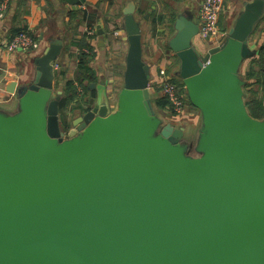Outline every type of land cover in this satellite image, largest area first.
<instances>
[{"label":"water","instance_id":"obj_1","mask_svg":"<svg viewBox=\"0 0 264 264\" xmlns=\"http://www.w3.org/2000/svg\"><path fill=\"white\" fill-rule=\"evenodd\" d=\"M263 10L264 0L244 3L207 51L199 24L179 15L163 43L200 113L195 156L184 126L155 115L133 0L113 109L102 79L69 124L75 110L53 94L62 42L50 40L32 79L8 87L16 113L0 110V264H264V117L248 114L238 75Z\"/></svg>","mask_w":264,"mask_h":264},{"label":"crops","instance_id":"obj_2","mask_svg":"<svg viewBox=\"0 0 264 264\" xmlns=\"http://www.w3.org/2000/svg\"><path fill=\"white\" fill-rule=\"evenodd\" d=\"M251 1H222V11L217 22L220 34L228 33L236 17L243 10V4ZM125 2L126 0H0V110L10 115L16 113L18 97L16 94L8 93V87L11 83L28 82L29 79H32L34 74L32 60L41 55L49 45V41L53 39H59L62 42L54 64V71L57 74L54 79V96L60 92L62 99L66 97L67 82H71L75 88H79L78 90L85 88L84 95L76 94V98L70 99L68 103V106L75 110L74 114L68 117L69 124L82 115V112L77 108L84 102L88 104L91 98L96 97L102 79L105 80L106 95L113 109L115 98L123 87V75L126 70L128 39L122 29V10ZM133 2L136 5L135 19L137 21L138 19L146 20L149 16L150 40L158 42L155 50L150 49V58L146 56L143 46L145 29L138 21L141 30L139 35L140 56L141 62L149 66V88L158 84V73L161 69H165L174 84L182 85V81L176 75L178 68L175 69V67H178V62L158 36H168L167 40L172 37L174 35L173 23L179 15L199 24L198 12L203 0H133ZM263 18L264 10L261 18L254 25L252 35L248 40L250 49L252 47L257 49L263 40V34H260L259 30L255 31L256 26ZM97 26L103 32V47L98 46L101 38L96 33ZM88 29L95 30L93 37L87 35ZM20 30L28 31L35 37L40 43V49L30 53L17 52L6 56L1 48L3 42L8 41ZM84 37L92 46L89 51L86 77H83V72L79 71L77 66V57L81 52L79 46ZM220 41L222 39L218 37L209 43L200 45L204 51H207L217 47L216 44ZM254 56L253 54L246 60L247 62L244 61L239 68V72L243 68L241 80L244 83V102L250 99L249 92H246V86L251 91H257L260 96L263 94L260 88L253 84V80L244 78ZM144 57L148 59L147 64ZM28 70L31 72L28 73ZM91 84L94 85V89H89ZM116 88H118L117 93L115 92Z\"/></svg>","mask_w":264,"mask_h":264},{"label":"built area","instance_id":"obj_3","mask_svg":"<svg viewBox=\"0 0 264 264\" xmlns=\"http://www.w3.org/2000/svg\"><path fill=\"white\" fill-rule=\"evenodd\" d=\"M222 1L223 0H203L198 12L200 28L197 38L200 44L209 43L220 37L222 41L217 42L216 45L217 47L222 45L226 34H220L217 27L218 17L222 11ZM86 33L89 37H93L95 35V30L88 29ZM1 48L6 56H10L17 52L30 53L38 51L40 49V43L35 37L30 35L28 31H22L8 41L3 42ZM158 76L159 88L170 104V111L172 113L171 118L174 120L186 119L188 116L187 109L190 108L186 103V96L178 90L177 85L168 77L165 69H161Z\"/></svg>","mask_w":264,"mask_h":264},{"label":"trees","instance_id":"obj_4","mask_svg":"<svg viewBox=\"0 0 264 264\" xmlns=\"http://www.w3.org/2000/svg\"><path fill=\"white\" fill-rule=\"evenodd\" d=\"M93 21L94 19H90ZM261 26V28H260ZM260 32V34H263V40L261 44L257 47V51L255 56L251 59L249 68L244 74V78L246 79H251L254 81L253 84L257 85L258 88L262 91V95L258 94L257 91H251V89H247L246 86V92H249L250 99L245 101L247 111L249 115L254 118V119H260L264 116V105H263V100H264V18L261 20V22L256 26L255 31ZM25 31V30H20L19 32L15 33L14 35L11 36L14 37L18 33ZM92 46L90 45L89 41L86 40V37H84L81 41V45L79 46V49L81 52L78 55L77 59V66L78 70L83 72V77H86V72H87V65H88V59H89V51H91ZM88 52V53H87ZM57 75V74H56ZM180 92H182L185 96V91L180 85ZM66 97L63 98L60 102V109L62 110L65 106H68V103L70 99H75L76 94H80L83 91L84 88L81 90H78L77 88L74 87V85L71 82L66 83ZM153 93H151L150 100L152 103V106L154 105L157 109L163 111L167 110L170 114L172 115L170 111V104L167 101V99L163 96L161 89L159 88L158 84H154L152 86ZM186 103L190 108H193L190 103L188 102V99L186 98ZM61 119L63 122H65V117L62 116L61 113Z\"/></svg>","mask_w":264,"mask_h":264},{"label":"rangeland","instance_id":"obj_5","mask_svg":"<svg viewBox=\"0 0 264 264\" xmlns=\"http://www.w3.org/2000/svg\"><path fill=\"white\" fill-rule=\"evenodd\" d=\"M148 18L146 20L145 19H138V21L145 29V35L143 37L144 54L150 58V49L151 50H155L157 48L158 42H154V41L150 40V17L148 16ZM158 37H159V40L161 38V40L163 42H166V40L168 38V36L166 37L165 35L164 36L159 35ZM255 37H256V35H255ZM252 42H253V40H252ZM251 50L254 52V55H255L257 49L252 47ZM144 61L147 64L148 59L144 57ZM177 68L178 67H175V69H177ZM30 72H31V70L30 71L28 70V73H30ZM238 75H239L240 78L243 77L242 76L243 75V68H241V70L238 73ZM176 85H177V87L179 89H181L179 83L176 84ZM116 87H117V85H116ZM117 91H118V88L115 89L116 93H117ZM115 92H114V94H115ZM84 93H85V88H84V91H82V95H84ZM150 93H153L152 88H150ZM80 99H82V98L80 97ZM185 100H186V97H185ZM153 108H154L155 115H156L157 119L159 121H161L162 124L169 123V124H171L174 127L184 126V128H185L184 141H185V144L186 143L189 144V145H187L188 148L186 150V153L188 155H190V156H195L196 155L195 147H196V144H197L196 142H197V139H198L199 130L201 128L200 127L201 125L199 124L200 113L194 108H192V109L188 108L187 109L188 116L186 117V119H184V120H174L173 118H171V116H170V114H169V112L167 110L161 111V110L157 109L154 105H153ZM245 108L247 110L246 104H245Z\"/></svg>","mask_w":264,"mask_h":264}]
</instances>
